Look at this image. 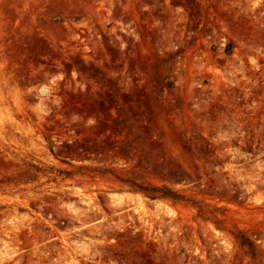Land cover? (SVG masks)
<instances>
[{"label": "rangeland", "instance_id": "obj_1", "mask_svg": "<svg viewBox=\"0 0 264 264\" xmlns=\"http://www.w3.org/2000/svg\"><path fill=\"white\" fill-rule=\"evenodd\" d=\"M0 264H264V0H0Z\"/></svg>", "mask_w": 264, "mask_h": 264}, {"label": "trees", "instance_id": "obj_2", "mask_svg": "<svg viewBox=\"0 0 264 264\" xmlns=\"http://www.w3.org/2000/svg\"><path fill=\"white\" fill-rule=\"evenodd\" d=\"M112 172L109 170H106L104 174H109ZM102 174V175H104ZM117 181H119L123 185H129L131 190L135 192L142 193L147 198L151 200H158V199H172L174 201L180 200L182 197L174 192H172L169 189H159L157 187H154L152 185H145L144 183H139L138 179L134 180H123L122 178L116 176Z\"/></svg>", "mask_w": 264, "mask_h": 264}]
</instances>
